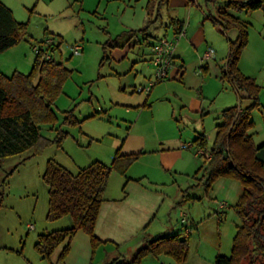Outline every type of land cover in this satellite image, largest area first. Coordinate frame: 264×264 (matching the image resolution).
Returning a JSON list of instances; mask_svg holds the SVG:
<instances>
[{
  "label": "rangeland",
  "instance_id": "374dc122",
  "mask_svg": "<svg viewBox=\"0 0 264 264\" xmlns=\"http://www.w3.org/2000/svg\"><path fill=\"white\" fill-rule=\"evenodd\" d=\"M0 2L26 26L22 41L0 54V70L4 74H30L37 57L34 48L45 47L46 44L41 43L49 39L57 45L61 43L60 52H56L55 57L59 61L62 59L73 71L53 108L56 122L42 126V134L58 142L38 155L27 152L0 161V264L75 263L66 260L68 255L62 257L64 245L56 250L50 261L35 249L38 236L73 226L70 217L56 222L47 220L49 196L43 174L49 160L73 174L94 162H101L110 169L104 203H111L117 219L102 228L96 227L99 244L92 245L89 264H215L218 256L231 257L233 241L241 226L234 205L242 187L237 181L220 179L207 188L206 158L196 156L195 149L184 150L182 147L191 144L195 132L204 130L209 152L216 127L223 122L222 110L238 102L242 103L243 109H252L250 121L253 128L249 133L255 145H263L264 89L259 97L260 105L251 108L253 101L246 93L236 88L241 95L239 100L228 82L222 89L221 81L210 76L214 87L210 85L208 89L212 97L205 100L203 113L192 110L190 97L195 95L184 91L171 78L157 84L150 94H131V89L123 93L119 90L117 78L106 76L111 71L110 60L105 56L112 50L106 44L111 35L115 37L124 31L146 26L147 0ZM199 6L214 15L217 11L215 0H190L177 7V12L186 21H190L191 16L193 24L200 19L194 27V34L199 38L209 37L213 29L208 21L201 19ZM166 9L167 5L162 4L164 21ZM233 15L249 25V48L242 62L244 73L255 78L259 86H264V8L258 14L233 12ZM161 24L159 20L156 27L161 28ZM153 32L161 34L156 29ZM213 33L219 39L223 37ZM235 35L234 31L225 32L222 38L225 50L227 40H235ZM77 45L83 48L80 56L73 54ZM225 54L218 62H224ZM116 56L121 57L119 53ZM111 64L116 69L131 65L128 61ZM136 70L152 74L153 80L154 67L149 62L137 64ZM148 95L153 107H139V102L143 103ZM71 109H76L77 117L84 121L80 126L64 123V112ZM97 113L98 118H88ZM162 137H181V144L172 143L180 149L167 151L164 156L179 154L173 156L177 159H164L161 153L165 147L160 144ZM118 150L122 154L130 150L143 154L127 169L118 166L112 169L110 166ZM221 202L227 203V208L219 213ZM173 237L186 241L183 262L165 252L147 254L136 260V254L149 247L152 241Z\"/></svg>",
  "mask_w": 264,
  "mask_h": 264
},
{
  "label": "trees",
  "instance_id": "16d2710c",
  "mask_svg": "<svg viewBox=\"0 0 264 264\" xmlns=\"http://www.w3.org/2000/svg\"><path fill=\"white\" fill-rule=\"evenodd\" d=\"M263 8L264 0H227L219 12V19L215 20L225 32H238L237 39L230 41L223 75L225 81L249 96L253 101L251 108L260 105L259 97L264 87L244 75L239 68L242 53L248 46L249 25L233 12L250 13ZM182 30H185L184 25L178 28L176 35ZM25 32L26 26L18 22L12 10L0 2V54L18 45ZM45 44V47H37L36 61L30 74L15 72L8 76L0 70V161L27 152L38 155L58 142L44 136L42 126L56 122L57 115L53 108L73 71L62 59L59 61L55 57L56 52H60L61 43L48 44L47 40L41 43ZM251 111L241 106L223 111V122L218 125L216 141L209 152L206 136L197 137L193 144L196 151H204L205 154L200 157L206 158L208 153L211 156L210 159L206 158L207 188L220 179L237 181L242 187V193L234 205L241 226L233 241L231 257L218 256L215 264H264V164L257 156L264 144L255 145L249 133L253 128ZM74 113V109L64 112L66 125H81ZM137 159L138 155L117 153L110 167L127 169ZM109 175V167L101 162H94L73 174L59 163L48 161L43 174L49 196L47 220L56 222L70 217L73 226L38 236L35 249L45 260L50 261L62 245V257L65 258L70 253L72 239L79 231L91 238L93 247L99 244L95 230L105 201ZM185 248L186 241L179 238L158 239L141 249L136 254V260L147 254L165 252L181 263L185 259Z\"/></svg>",
  "mask_w": 264,
  "mask_h": 264
},
{
  "label": "crops",
  "instance_id": "0c3cea01",
  "mask_svg": "<svg viewBox=\"0 0 264 264\" xmlns=\"http://www.w3.org/2000/svg\"><path fill=\"white\" fill-rule=\"evenodd\" d=\"M189 1L190 0H147L145 9L148 15V21L144 28L124 31L115 37H112V35L110 36V39L106 45L112 50H110L108 56L107 55L105 56V59L110 60L109 67L111 72L106 76L117 78L120 92L128 93L131 89V94H135L137 92L136 89L138 87L146 86L149 83V81L152 79L151 76L153 75L152 74L147 75L145 73L142 74V72L137 71L136 70L137 64L149 62V64L151 65L153 58L152 46L157 42L158 39L162 37H169V38L175 37L176 32L181 25L185 26L186 36L176 48L173 65L166 80H169L171 78L172 80H174V82L175 81L178 82L177 84H179L184 91H188L193 95H195L190 97V99H192V103H193L192 110L194 112L201 111L203 113L205 100L211 99L212 93L210 94L208 89L211 86H212L211 88L214 87V84L213 85L211 84L212 78L215 79L218 78L222 83L221 86L222 89H225L224 88L225 83L228 81H225L224 79L223 70L226 67L227 59L229 56L230 41H235L238 37V32L236 30L230 31V32L233 31L236 32L237 35H235L236 37L235 40H230V39L227 40V48L225 50L224 42H223V39L225 37V30L223 29L222 26L216 24L215 20L219 19V12L221 11V8L225 7L227 0H215L217 7V11L215 15L212 14L210 11L205 12L203 8L199 6L200 8L199 14H201V19L203 20L204 18V21H208L210 24V28L213 29V32H216L221 37L223 36L222 37L223 39L222 38L219 39L215 35V33L211 31L209 37L204 35L202 36V38H199L198 35L196 36L194 34L195 33L194 27L199 23L200 19H198V21L193 24V19L191 16H189L190 21H186L187 19L185 20V18L180 16V14L177 12V7L184 6ZM164 3L167 5V9H166L167 15L165 21L163 20L164 18L161 17V5ZM259 11L250 12V13L258 14ZM159 20L162 21L161 28L156 27V24L159 22ZM204 25L202 26L204 27ZM153 29L159 30L161 34H154ZM247 47L249 48V41ZM247 47L244 49L243 55L239 63V68L244 75L246 74L244 73L242 62L244 61V54L248 50ZM209 50H212L214 52V55L212 58L206 60L204 59V56ZM118 53L121 56L120 58H117L116 56V54ZM225 53H227V56H225L224 62L223 63L218 62L219 58L222 59L221 55H226ZM130 54L134 56L132 59L129 56ZM125 61H128L131 64L130 66H126L127 68L116 69L111 64V62H125ZM210 76H212L211 79L209 78ZM100 77H104V76H100ZM228 83L230 84L234 92H236L237 97L240 100L241 95L239 94V91H236V86L230 82ZM261 87L263 88L264 86ZM138 105H140L139 107L142 106L143 108L153 107V101L151 102L150 95H148L145 98V101H143V103L139 102ZM240 105L243 107L242 103L238 102L237 104L225 108L222 111ZM76 109L74 110L75 111L74 115L77 118V120L81 124H83L84 121H81L76 115ZM80 115L83 114L80 113ZM98 117H99L98 113L92 116L91 115L88 116V118H98ZM217 128L218 126L216 127L213 145L217 137V132H218ZM199 136H206L205 131L203 130L202 132L199 133L195 132V135L192 137V140L190 142L191 144H189L187 148H184L185 146L183 145L182 148L184 150L185 149L194 150L195 149V146H193L194 141ZM206 139L208 144L207 149H209L207 136ZM160 141H161L160 144L164 145L165 147L163 148V153H161L163 157L165 156L167 151L180 149L177 146H172V143L174 145H179L182 143L181 137L163 138L160 139ZM124 144L125 142H123V145ZM117 153H119L120 155H138V158H140V156L143 154V152H134L131 150L127 151V153L124 152L123 154L121 153V150H118ZM175 155L177 157L179 156V154H175ZM175 155H168L167 158L175 160L177 159V158H173V156ZM196 156L200 158V155H198L197 153ZM167 158L164 157V159L166 160ZM109 204L111 203L108 204L104 203L102 205L96 227L102 228V225L107 224V222L110 221L112 222L114 220L116 221L117 217H114L113 214L114 211L112 207H110L112 205ZM92 251L93 249H92L91 238L83 231H79L71 241V250L66 260H68V262L72 261V263L74 261L75 263L73 264H89L90 259L92 260L91 257Z\"/></svg>",
  "mask_w": 264,
  "mask_h": 264
},
{
  "label": "built area",
  "instance_id": "2783aa9c",
  "mask_svg": "<svg viewBox=\"0 0 264 264\" xmlns=\"http://www.w3.org/2000/svg\"><path fill=\"white\" fill-rule=\"evenodd\" d=\"M186 36L185 30H182L178 35L173 38L162 37L157 40V42L153 46V58H152V66L154 67V78L149 81L146 86H141L136 89L138 93H148L150 94L153 88L167 79L169 72L173 65L174 55L177 48V43ZM53 40H47L48 44H53ZM35 52L38 51V48H34ZM83 51V48L79 45L73 48V54L75 56H80ZM214 55L212 50H209L204 59H210ZM49 58V56H46ZM184 148H187L185 146ZM198 155L205 154L203 150L197 151ZM206 158L210 159L211 156L206 154ZM227 208V203L221 202L218 205V212L221 213L224 209ZM185 221V219H184ZM30 229H33V226H30Z\"/></svg>",
  "mask_w": 264,
  "mask_h": 264
},
{
  "label": "water",
  "instance_id": "95a60500",
  "mask_svg": "<svg viewBox=\"0 0 264 264\" xmlns=\"http://www.w3.org/2000/svg\"><path fill=\"white\" fill-rule=\"evenodd\" d=\"M257 156H258V159L264 164V148H262V149L258 152Z\"/></svg>",
  "mask_w": 264,
  "mask_h": 264
}]
</instances>
